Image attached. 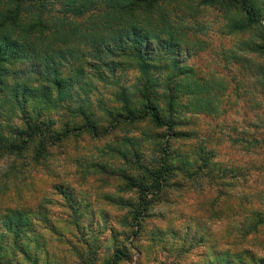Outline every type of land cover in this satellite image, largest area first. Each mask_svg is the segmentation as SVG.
<instances>
[{
	"label": "trees",
	"instance_id": "16d2710c",
	"mask_svg": "<svg viewBox=\"0 0 264 264\" xmlns=\"http://www.w3.org/2000/svg\"><path fill=\"white\" fill-rule=\"evenodd\" d=\"M208 7L217 9L224 17L219 23L221 30L237 39L234 49L225 50L229 57H237L236 51L243 50L264 57V0H0V99L10 101V111H20L15 117L14 136H5L0 122V159L6 155L15 156L9 171H0V200L6 195L3 189L7 186L6 174L17 175L26 166H41L38 158L44 157L47 148L70 136L88 133L103 137L124 124L137 123L151 126L160 137L164 136V140L159 142V156L153 159V164L143 167L139 164V175L129 172L128 168L119 169L123 187L136 191V201L129 205L125 216L132 226H139L150 201L164 187L173 184L180 187L186 180L206 174V169H217L218 175L237 182L238 188L248 187L238 183L240 178L248 180L241 173L243 165L253 162L254 170L264 167V146L256 144V135L247 142L253 145L252 155L245 157L243 164L226 165L228 170L220 166L214 148L205 146L206 143L192 146L190 141L187 149L180 148L181 152L177 151L173 158L169 152L171 138L182 135L188 139L194 132L190 127L178 129L179 124L194 125L190 120L204 110L211 113L217 110V92L207 94L203 87L205 76H198L193 66L181 59L182 53L192 57L204 47L197 34L202 29L198 17ZM195 22L197 27L193 26ZM248 30L252 32L248 34ZM32 59L39 62L35 68L17 69L19 64L22 66ZM258 69L264 80V65ZM127 70L137 74L131 86L120 82V73ZM71 77L73 85L69 81ZM98 81L115 85V88L107 94L99 93L97 101H93L91 90L84 88L82 83L96 88ZM225 91L222 88V93ZM92 107L97 108L96 113ZM66 114L72 119L79 116L80 120L66 119L62 122L64 130L53 133L49 126ZM256 128L264 130V121L253 129ZM36 138L38 145L31 155L29 143ZM256 145L263 147L262 150L256 149ZM111 152L129 155L120 146H115ZM99 156L90 153L82 155L83 161L75 159L72 161L75 165L64 170V177L85 167L108 173L115 171V163L107 160L112 159L111 156ZM132 157L137 160L139 154ZM124 160L129 165V158ZM174 161L178 164H173ZM54 172V177L58 178L49 182L51 188L63 201L71 203L73 199H67L68 194L72 195L69 184L60 180V171ZM227 191L224 188L218 193L206 212L208 218H213V214L224 209L223 216L214 217L225 220L220 237L229 246L228 241L233 238L240 248L226 258L231 260L244 255L251 263L262 262L263 257L252 249L259 243L264 245L261 192L254 199L251 191ZM21 210L8 200L0 203V247L4 252L0 254V264H22L19 260L14 262L15 257H9L15 251L30 264L65 262L67 258L59 246L55 252L45 248L49 263H42V249L49 234L61 243L72 234L70 228L51 222L41 228L43 233L35 230L33 243L26 244L30 238H22L17 224L22 219ZM7 236L13 239L9 243L14 246L19 236L24 244H19L17 250L15 247L5 249L2 244ZM34 242L39 243L30 251L29 246L35 245ZM85 254L80 262L95 264L90 247ZM125 256L123 249L115 248L104 264H116Z\"/></svg>",
	"mask_w": 264,
	"mask_h": 264
},
{
	"label": "rangeland",
	"instance_id": "374dc122",
	"mask_svg": "<svg viewBox=\"0 0 264 264\" xmlns=\"http://www.w3.org/2000/svg\"><path fill=\"white\" fill-rule=\"evenodd\" d=\"M201 12L198 22L202 29L197 34L204 47L192 57L182 53L181 59L186 65L193 66L198 76H205L206 85L203 87L207 89V94L217 92L218 98L215 97L217 110L214 113L204 110L197 118L190 120L194 125L179 124L178 129L187 130L190 127L194 128V132L188 139L182 135L171 138L169 152L173 158L177 156V151L187 149L190 141L192 146L206 143L205 146L214 148L220 166L228 170L229 165L243 164L246 162L245 157L252 155L253 145L247 144L252 140L251 136L256 135V144L264 146V130L253 129L255 125L264 121V80L263 74L258 72V67L264 65V57L244 50L236 51L237 57H229L225 50L234 49L237 39L226 34L224 29L221 30L219 23L224 17L213 7ZM193 26L197 27L196 22ZM249 32L252 31L248 30L247 33L250 34ZM239 43L240 39L237 47ZM37 64L39 62L32 59L22 66L19 64L17 69L32 70ZM136 75L134 70L122 72L120 82L131 86ZM71 79L73 77L69 78L73 85L74 79L73 81ZM95 85L97 87L93 88L92 85L82 83L84 88L91 90L93 101H97L99 93L107 94L115 88V85L110 86L100 81ZM222 88L226 89L224 93ZM4 95L5 93L2 99ZM9 106V100L5 102L0 99L1 129L5 136H14L13 127L17 124L15 117L20 115V111L17 113L15 109L10 111ZM94 107L92 109L96 113L97 108ZM66 119L78 122L80 117L72 119L66 114L49 128L53 133L63 131L62 122ZM163 140L164 136L160 137L157 130L145 123L124 124L103 137H94L88 133L70 136L58 145L47 148L44 157L38 158L41 166H26L23 172L17 175L6 174L7 186L3 187L6 195L0 203L8 200L12 206L23 209L20 211L22 219L17 224L22 238H30V242L26 244L33 243L35 230L37 233H43L41 228L51 222L70 228L72 234L61 243L49 234V239L42 249V263L46 261L49 263L46 249L55 252V249L61 246L65 253L64 258H67L65 262H60L61 264H85L80 260L88 247L91 249L95 264L106 263L115 248L123 249L126 254L125 258L118 260L116 264H264V245L260 243L252 246V249L255 254L263 257L262 262L255 260L251 263L244 255L234 256L228 260L226 257L232 256L233 252L240 248L236 246V240L233 238L228 241L229 246L225 245V240L220 237L225 220L214 217L223 216L224 209L213 214V218H208L206 213L211 200H214L224 188L230 192L251 191L254 199L258 192H261L260 198L264 199V167L261 169L257 167L254 170L253 162L245 163L244 170L240 171L248 179L240 178L238 181L248 186L244 189L238 188L237 182L230 181V178L218 175L217 169L215 171L206 169V174L186 180L180 187L175 184L164 187L163 191L150 201L138 227L125 220L129 205L136 201V191L134 188L123 187L124 182L119 175V169L128 168L129 172L139 175L141 170L139 164L142 167L153 164V159L159 156L161 145L159 142ZM38 141L36 138L29 143L31 155L35 153ZM257 145L256 149L262 150L263 147ZM115 146H120L123 152L126 150L129 155L127 156L125 152L124 154L111 152ZM90 153L99 158L100 154L105 157L111 156L112 159L107 160L115 163L113 168L115 171L108 170L110 172L108 173L95 167H85L77 173L72 171L67 178L64 177V170L75 165L72 161L79 158L83 161L82 155ZM136 153L139 154L137 160L132 157ZM6 156L0 159L1 173L9 171L15 162L14 155ZM124 158H129V165ZM172 163L178 164L175 161ZM54 170L60 171L62 176L60 180L69 184V192L72 195L67 193V199L72 198L71 203L63 201L62 196L51 188L49 182L58 178L54 177ZM260 202L264 204V201ZM134 230H137V233H134ZM11 240L13 239L9 236L5 238L2 244L5 249L15 247L17 250L24 244L20 236L15 246L9 243ZM34 243L35 245L29 246L30 251L38 244ZM0 254H4L2 246ZM86 256L88 257L87 254ZM9 257L11 259L15 257L14 262L19 260L22 264H30L17 251L11 253Z\"/></svg>",
	"mask_w": 264,
	"mask_h": 264
}]
</instances>
